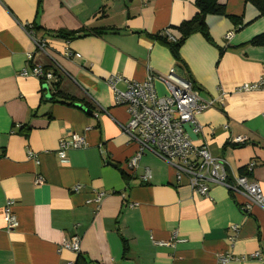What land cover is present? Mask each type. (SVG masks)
<instances>
[{
	"label": "crops",
	"instance_id": "crops-1",
	"mask_svg": "<svg viewBox=\"0 0 264 264\" xmlns=\"http://www.w3.org/2000/svg\"><path fill=\"white\" fill-rule=\"evenodd\" d=\"M194 2L0 0V264L73 263L77 254L58 250L74 236L93 264H218L228 255L224 264H264L262 209L245 210L244 197L213 183L199 196L152 154L126 168L137 147L122 132L127 107L115 105L107 80L120 77L116 88L123 91L173 70L211 102L197 115L199 133L185 125L189 140L223 159L230 178L253 164L249 179L264 189V91L237 90L264 74V46L249 44L264 33V15L245 0H218L225 15L204 18L210 41L200 33L184 41L182 68L154 37L165 29L179 37L177 27L197 14ZM32 27L65 73L38 52L27 34ZM58 31L87 35L67 41ZM28 54L32 66L58 71L57 87L44 89L20 74L31 69ZM54 88L72 105L53 102ZM154 90L168 94L159 81ZM72 134L86 146L61 157L59 142ZM29 151L36 159H28ZM145 169L149 182L141 180ZM36 177L42 183L34 184ZM7 201L16 221L11 230Z\"/></svg>",
	"mask_w": 264,
	"mask_h": 264
},
{
	"label": "built area",
	"instance_id": "built-area-1",
	"mask_svg": "<svg viewBox=\"0 0 264 264\" xmlns=\"http://www.w3.org/2000/svg\"><path fill=\"white\" fill-rule=\"evenodd\" d=\"M27 34L38 52L51 60L52 67L65 73L58 64L53 63L46 51L44 41L34 37L32 28L27 30ZM161 35L166 36L169 41H175L167 29ZM231 36L232 33H228L224 38L229 40ZM66 56L69 58L79 57L78 54L71 52H67ZM27 61L31 65V54L27 55ZM56 72L58 71L31 65L30 71L23 69L20 74L31 75L40 81L44 89L52 90V82L56 81L58 77ZM119 80H121L120 77L112 76L107 80V83L113 91L115 105L127 107L128 121L121 126V129L128 140L137 147L135 154L126 162V168L129 171L136 169L142 155L152 154L174 170L177 182L185 178L195 194L205 197L209 190V184L213 183L224 187L233 195L244 197L246 200L245 210L257 206L264 211L263 188L244 175L228 177L226 163L223 159L212 157L206 146H196L189 140L185 132V125H189L195 134L199 133L200 126L196 121V116L211 106V102L201 100L189 81L178 77L171 70L165 76L148 75L143 82L128 83L127 88L120 91L116 88ZM154 81H159L164 85L168 93L166 96H157L154 90ZM237 90L240 92L264 91V74L257 82L240 86ZM58 146V154L64 157L71 148H84L86 143L84 137L72 134L61 140ZM27 156L28 159H36L30 151ZM252 167L253 164H249L247 170L250 172ZM149 179L150 171L145 169L141 180L149 182ZM42 180L41 177H36L34 184H40ZM78 190H80L78 186L73 189L74 192ZM103 195L104 193L98 194L97 202ZM11 207L12 201H7L4 207V220L9 230L16 225ZM231 230L236 232L238 228L233 226ZM61 250L79 253V239L74 236L70 240H65L58 252ZM253 256L260 257L259 253ZM229 260H232L231 256H221L218 258V264H224Z\"/></svg>",
	"mask_w": 264,
	"mask_h": 264
},
{
	"label": "trees",
	"instance_id": "trees-1",
	"mask_svg": "<svg viewBox=\"0 0 264 264\" xmlns=\"http://www.w3.org/2000/svg\"><path fill=\"white\" fill-rule=\"evenodd\" d=\"M247 3L251 4L259 13V16L264 15V0H245ZM195 7L197 9V14L189 21L182 22L178 27L177 31L179 37L175 38V41H169L166 36H162L161 33L156 35L154 38L159 42L165 45L170 51L172 57L177 62L178 66L185 68L182 59L180 58V48L183 45L184 41L195 33H200L206 40L210 41L208 35V30L206 28L204 18L207 15H225V9L222 5L218 4V0H195ZM235 25L237 24V19L234 17L229 18ZM33 30L39 31L35 27H32ZM94 33V32H93ZM87 34L83 32H71V31H58L57 36L63 40H74L80 38ZM250 45L253 46H264V33L254 37L250 42ZM59 83L57 81L52 82V87H57ZM43 89V88H42ZM51 99L56 97V100L53 99V102L62 103L66 105H72L71 98L60 93L57 89L54 88V91L51 93ZM233 146V145H232ZM124 179H128L127 173L125 171L121 172ZM239 175L251 176L250 172L246 169L240 171ZM231 193V192H230ZM232 194V193H231ZM124 255L127 253L128 246L125 241H123ZM73 264H93L90 262L84 255L77 253L76 259Z\"/></svg>",
	"mask_w": 264,
	"mask_h": 264
},
{
	"label": "bare ground",
	"instance_id": "bare-ground-1",
	"mask_svg": "<svg viewBox=\"0 0 264 264\" xmlns=\"http://www.w3.org/2000/svg\"><path fill=\"white\" fill-rule=\"evenodd\" d=\"M130 82H131V81H130ZM125 83H126V82H125ZM127 83H128V82H127ZM196 118H197L196 120L198 121V116H197Z\"/></svg>",
	"mask_w": 264,
	"mask_h": 264
}]
</instances>
